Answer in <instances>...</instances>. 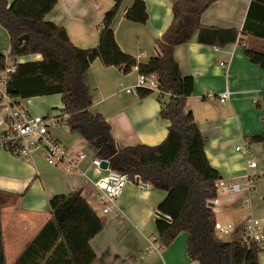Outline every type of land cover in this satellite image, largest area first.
<instances>
[{
	"label": "crops",
	"instance_id": "obj_1",
	"mask_svg": "<svg viewBox=\"0 0 264 264\" xmlns=\"http://www.w3.org/2000/svg\"><path fill=\"white\" fill-rule=\"evenodd\" d=\"M142 1L148 15L145 23L125 19L124 10L134 0H122L113 28L120 48L134 56L138 63H147L156 55L155 39L172 20L174 0ZM249 3L250 0H216L202 13L200 24L240 32ZM113 4V0H56L45 20L62 26L73 45L92 48L98 44L104 14ZM1 31L7 34L0 26V35ZM195 37L194 34L190 41L174 46L173 56L181 73L193 78V93L187 97L186 108L192 112L206 138L204 149L209 162L221 178L242 175L247 170V159H254L259 167H264L263 144L247 141L248 137L262 132L264 68L251 62L243 51L245 45L264 53V39L242 33L237 42L218 47L199 43ZM30 56V60L41 57L40 54ZM8 61L17 63L23 59L11 57ZM138 76L136 67L122 74L117 67L103 66L99 59L90 63L86 73L92 98L89 110L105 118L120 148L156 145L167 134L169 121L161 117L159 111L168 95L159 97L153 91L140 97L136 91ZM127 86L132 88L131 92L120 90ZM225 90L230 92L229 97L221 102L218 95ZM34 99L38 100L32 101L35 105L31 102L27 106L33 114L45 115L61 107L59 94ZM51 133L61 140L69 155L85 152L86 157L78 163V169L68 171L62 164H48L39 155L21 158L0 151V189L19 195L15 201H5L2 208L5 264H15L50 219L49 198L75 190H81L82 197L101 219L102 229L88 240L94 260H82L75 254L74 245L77 240H84V234L77 237L71 225H61L72 264H198L187 255L185 233H180L168 246L151 244L156 236V206L165 198L164 190L148 184L128 183L117 199L116 206L122 214L99 213L92 198L93 182L105 171L90 164V158L95 155L93 149L68 127L54 128ZM245 142L248 145L244 148ZM245 197L249 198V205L242 203ZM212 208L217 222L232 223L236 228L230 234H239L249 212L264 217V176L254 182L248 193L217 189ZM258 262L264 264V248L258 253ZM29 263L70 264L69 260H29Z\"/></svg>",
	"mask_w": 264,
	"mask_h": 264
},
{
	"label": "trees",
	"instance_id": "obj_2",
	"mask_svg": "<svg viewBox=\"0 0 264 264\" xmlns=\"http://www.w3.org/2000/svg\"><path fill=\"white\" fill-rule=\"evenodd\" d=\"M104 14L98 44L80 48L72 44L62 26L45 20L56 0H0V26L9 37L13 57L40 54L39 59L17 62L8 81V91L15 97L27 98L59 94V110L69 113L67 127L82 136L96 157L107 159L111 170L138 177L144 184L166 192L156 206L154 226L160 246L170 245L180 233L186 234L188 257L198 264H259L256 244L247 246L241 239L222 241L215 232L212 201L217 197L215 182L221 178L205 153L206 138L186 100L193 93L194 81L183 75L173 56L174 46L190 41L194 34L199 43L226 46L237 42L242 33L264 39V0H250L245 19L236 29L205 27L200 24L202 13L216 0H174L172 20L155 39L156 55L147 63L124 52L117 44L113 24L122 8V0H113ZM123 17L145 23L147 10L142 0L124 10ZM27 34V39L20 40ZM251 62L264 68V53L243 45ZM6 55L0 52V69ZM99 59L103 66L117 67L122 74L137 68L139 74L154 75L161 93L168 95L159 115L169 121L165 138L156 145L137 144L120 148L110 134V126L101 114L91 113L92 98L86 82L90 63ZM140 97L151 90L137 87ZM264 105V90L261 93ZM262 143L264 148V117L262 132L247 138ZM19 195L0 189V264H5L1 213L5 201ZM50 219L25 248L15 264L29 260H69L72 258L62 237L61 225L76 230L74 251L82 260H94L88 240L102 229V221L82 197L81 190L52 195L48 200Z\"/></svg>",
	"mask_w": 264,
	"mask_h": 264
},
{
	"label": "built area",
	"instance_id": "obj_3",
	"mask_svg": "<svg viewBox=\"0 0 264 264\" xmlns=\"http://www.w3.org/2000/svg\"><path fill=\"white\" fill-rule=\"evenodd\" d=\"M9 53L5 57L4 67L0 69V151H7L16 157L27 158L39 155L48 164H62L66 170L78 169L79 162L86 157L85 152H78L75 156L67 153L64 144L55 137L51 131L57 127H67L69 113L62 110L51 111L48 114L30 113L27 106L31 105V98L13 96L7 88L11 74L16 69L15 62H9ZM137 86L161 93V89L154 75L139 74ZM124 92H131V87H121ZM229 91L225 90L218 95V100L224 102L229 97ZM207 95H210L207 93ZM244 148L248 143L245 142ZM243 147V146H242ZM240 147H236L239 150ZM242 148V149H244ZM241 149V148H240ZM102 160L96 156L90 158V164L101 168ZM247 170L240 176L231 178H219L215 182L217 189L221 188L227 193L250 192L254 182L264 176V167H259L256 160L247 159ZM105 174L93 182L94 195L101 202V212L116 213L122 211L117 208V199L122 194L126 184L136 182V178H130L126 173L115 172L110 169L109 162ZM84 173V172H83ZM137 184H144L138 178ZM245 205L250 204L248 197L242 200ZM235 226L232 223L215 222L216 233H234ZM239 238L250 246L256 244L259 249L264 248V217L249 212L240 228ZM152 246L160 247L155 237ZM155 247V246H154Z\"/></svg>",
	"mask_w": 264,
	"mask_h": 264
},
{
	"label": "rangeland",
	"instance_id": "obj_4",
	"mask_svg": "<svg viewBox=\"0 0 264 264\" xmlns=\"http://www.w3.org/2000/svg\"><path fill=\"white\" fill-rule=\"evenodd\" d=\"M1 32L2 33L0 35V50L2 51L3 54L7 55L10 52L9 38H8L6 33H4L3 31H1ZM16 59H18L19 61H20V59H23V62H24V61L30 60L31 56L30 55H24L21 57H16ZM39 97L40 96H37V98H39ZM34 98L31 97V100L34 102L38 101ZM33 104L35 105V103H33ZM59 107L60 106H57L56 108H53L51 110L57 111L59 109ZM92 198L94 200V203L97 205V207L99 209V213H101V207H100L101 204L99 202V199H95L94 195H92ZM217 236L224 242L232 241V240H235L236 238H239V234L235 235V234H230V233H217Z\"/></svg>",
	"mask_w": 264,
	"mask_h": 264
},
{
	"label": "water",
	"instance_id": "obj_5",
	"mask_svg": "<svg viewBox=\"0 0 264 264\" xmlns=\"http://www.w3.org/2000/svg\"><path fill=\"white\" fill-rule=\"evenodd\" d=\"M27 37H28L27 34L22 35V36L20 37V40L27 39ZM107 166H108V162H107L106 160H102L101 163H100V167H101L102 169H106ZM137 181H138V178H136V183H137ZM157 215H159L160 217H163V218H165V219H168V217H166V216H164V215H162V214H159V213H158Z\"/></svg>",
	"mask_w": 264,
	"mask_h": 264
}]
</instances>
